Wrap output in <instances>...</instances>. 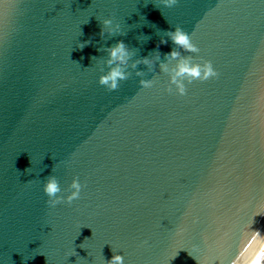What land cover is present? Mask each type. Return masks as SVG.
Instances as JSON below:
<instances>
[{
    "label": "water",
    "instance_id": "95a60500",
    "mask_svg": "<svg viewBox=\"0 0 264 264\" xmlns=\"http://www.w3.org/2000/svg\"><path fill=\"white\" fill-rule=\"evenodd\" d=\"M105 19L121 34L101 36ZM177 26L218 73L185 96L160 68L193 55L166 35ZM121 41L131 75L109 92L98 80ZM156 52L152 71L131 67ZM50 176L65 199L78 178L80 198L49 207ZM114 253L264 264V0H0V264Z\"/></svg>",
    "mask_w": 264,
    "mask_h": 264
},
{
    "label": "clouds",
    "instance_id": "9594fccd",
    "mask_svg": "<svg viewBox=\"0 0 264 264\" xmlns=\"http://www.w3.org/2000/svg\"><path fill=\"white\" fill-rule=\"evenodd\" d=\"M163 7L171 8L177 5L178 0H161ZM103 28L100 32V35H104V30L106 29L110 35L121 34V29L119 24L113 26V21L111 19H105L102 21ZM166 35L171 40L172 44L177 48L183 50L184 52L193 54L189 55L186 58L179 59V62L176 64L175 68L169 70L166 64H161V71L168 74L169 84L175 87V92L179 96L186 95V85L185 81L188 84H191L194 81L205 82L209 79H214L218 76V73L214 70L213 65L210 61H203L201 63H194L193 56L199 53V49L195 44L192 43L190 35L185 32L180 27H175L174 31H168ZM90 43V42H89ZM161 44H166L167 41L161 40ZM85 44H81L79 47L83 49ZM159 47V45L157 46ZM108 59L105 61L108 71L106 74H103L99 77L98 83L100 86L104 87L107 91L113 92L117 91L121 82L127 81L130 78V73L126 71L128 67V61L135 54L132 51H129L127 46L121 41L118 42L114 47L107 49ZM155 60H151L147 57L142 60H137L131 65L133 69L137 67L138 64H143L147 66L149 71L153 70L155 61L160 59L159 52L155 54ZM180 57V52L172 50L166 55L168 60H177ZM103 72V69H100ZM137 77H143V72H136ZM155 80H148L141 78L139 80L140 88H151L153 87ZM167 92L171 93L173 91L172 87L166 89ZM27 170V169H26ZM71 194L66 197V199L59 195L61 188L57 179L54 176H50L43 187L44 194L48 197L46 203L49 207H55L61 203L71 204L73 201L80 198V193L82 190V185L79 182L78 178H74L70 185ZM108 264H124V257L119 254H113ZM254 264H261L259 258L254 261Z\"/></svg>",
    "mask_w": 264,
    "mask_h": 264
}]
</instances>
